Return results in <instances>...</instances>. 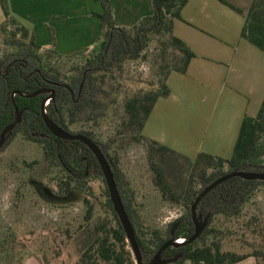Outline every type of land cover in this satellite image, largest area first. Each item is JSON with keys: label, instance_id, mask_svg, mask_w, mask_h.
<instances>
[{"label": "trees", "instance_id": "trees-1", "mask_svg": "<svg viewBox=\"0 0 264 264\" xmlns=\"http://www.w3.org/2000/svg\"><path fill=\"white\" fill-rule=\"evenodd\" d=\"M98 1L102 5V11L94 12L93 15L100 20L103 40L97 53L76 66L73 74L65 80L60 76V71L49 62L51 55H63L51 47L42 48L37 44L27 28L11 16L8 1L0 0L5 16V21L0 22V34H3V44L13 47L0 56V133L6 125L13 122L15 105L22 110L20 122L7 134L0 151L16 134L40 145L44 161L50 168L58 171L55 189L58 195L69 192L86 195L89 188L87 180L92 173L104 180L93 152L84 143L56 137L47 128L41 112V102L52 95L45 105L48 118L64 130L91 138L106 156L132 224L142 261L147 263L157 249L171 238V228L176 222L175 239L185 241L193 234L191 205L197 194L208 184L230 171L264 172V160L260 159L264 152L258 145L259 136L264 133V100L255 116L243 117L229 158L200 152L191 159L147 137L142 130L155 101L170 93L166 84L168 74L171 71L186 73L189 61L195 56L193 50L173 34V22L181 18L180 10L187 0H152V13L143 16L131 27L115 25L110 1ZM219 1L244 16L240 36L264 51V0H253L247 10L240 9L227 0ZM11 25L14 26L13 29L10 28ZM153 36H157L162 47L175 54L176 58L174 61L166 59V51L163 52L165 49L159 53L157 86L141 89L124 99V116L110 141L99 142L90 129L71 130L70 126L73 124L94 123L105 114L109 101H113L111 88L105 87L109 73L121 70L127 60L144 57V51ZM87 50L86 48L69 56L84 55ZM39 89L47 91L30 96ZM118 137H128L129 142L145 147L150 169L154 174V184L161 197L183 205L181 215L169 222L165 229L146 227L139 220L129 196L128 182L117 165V157L109 152L110 143ZM201 163L204 165L199 168ZM197 168L201 188L179 189L178 183L183 179L181 177L185 170ZM170 178H174V183ZM262 185L264 180H248L239 176L230 177L216 185L201 198L196 207L197 214L201 217L208 215V224L201 234L190 243L166 247L162 257L182 254L169 264H234L252 256L256 264H264V224L258 218L251 216L242 224L241 236L250 235L253 240L251 242L244 238L251 247V251L245 253L223 250L222 242L225 238H230L232 231L213 224L218 215L228 220L238 217L254 191ZM106 194V205L112 216L110 219L95 216L93 202L87 196L83 199V222L72 238L77 255L73 264H136L130 243L109 199L108 189ZM18 264H22V261Z\"/></svg>", "mask_w": 264, "mask_h": 264}, {"label": "crops", "instance_id": "crops-1", "mask_svg": "<svg viewBox=\"0 0 264 264\" xmlns=\"http://www.w3.org/2000/svg\"><path fill=\"white\" fill-rule=\"evenodd\" d=\"M11 16L42 48L63 56L94 47L102 26L98 0H7ZM115 25L131 27L152 13V0H109ZM247 10L253 0H227ZM173 34L195 53L186 73L171 71L169 95L159 97L143 134L194 158L231 157L245 115L264 100V51L240 36L244 16L219 0H187ZM26 257L22 264H39ZM42 264V263H41ZM186 264H192L187 262ZM234 264H256L249 256Z\"/></svg>", "mask_w": 264, "mask_h": 264}, {"label": "rangeland", "instance_id": "rangeland-1", "mask_svg": "<svg viewBox=\"0 0 264 264\" xmlns=\"http://www.w3.org/2000/svg\"><path fill=\"white\" fill-rule=\"evenodd\" d=\"M5 16L0 7V22ZM10 28H14L13 25ZM0 34V56L12 50L6 46ZM85 51L84 55H51L49 62L60 71L65 80L73 74L74 68L97 53L100 42ZM162 47L157 36H153L144 51V57L127 60L122 69L109 73L108 83L111 99L105 114L94 123L73 124L70 129H90L99 142H108L119 128L124 116V99L141 89L155 88L159 79L157 58ZM166 49L163 51L165 52ZM166 59L174 61L175 54L167 50ZM111 79V81H110ZM110 82V83H109ZM109 152L117 157V165L128 182L129 196L133 200L139 220L148 227L165 229L167 224L181 215L183 205L164 200L154 184L145 147L129 142L128 137L117 138L110 143ZM258 145L264 152V133L259 136ZM196 157V156H195ZM194 157V158H195ZM191 158V159H194ZM264 160V155L260 157ZM201 163L198 167L200 168ZM189 169V168H188ZM186 169L178 188L200 189L198 168ZM227 169V167H225ZM188 170V171H187ZM209 172V170H208ZM58 171L50 168L43 159L40 145L25 140L16 134L0 151V264H18L26 257H35L39 264H73L77 259L73 236L83 222L85 205L89 197L95 206V216H112L106 205V182L96 173L88 178V193L69 192L58 195L55 192ZM174 179V178H173ZM170 180L174 183V180ZM251 216L264 224V185L259 186L244 205L238 217L230 220L218 215L213 224L232 231L230 238L222 242V249L245 253L251 251L250 235L241 236L242 224ZM247 233V232H245ZM59 252V255H56ZM23 259V260H22Z\"/></svg>", "mask_w": 264, "mask_h": 264}, {"label": "water", "instance_id": "water-1", "mask_svg": "<svg viewBox=\"0 0 264 264\" xmlns=\"http://www.w3.org/2000/svg\"><path fill=\"white\" fill-rule=\"evenodd\" d=\"M47 91V89H39L30 94V96H35L38 93ZM52 95L45 97L42 102H41V112L43 116V120L47 126V128L50 130V132L61 139H66V140H79L82 143H84L94 154L101 171L103 173L104 180L107 185V189L109 192V199L112 203L113 209L115 213L118 216V219L123 227V230L126 234V238L128 242L130 243L131 250L135 256V261L136 264H169L171 262H174L178 257H180L182 254L178 253L173 257L170 258H163L162 257V252L163 250L168 247V246H180L184 245L187 243L192 242L195 240L203 231L204 227L208 224V215L201 217L199 214H197L196 207L198 202L201 200V198L208 193L212 188H214L216 185L219 183L225 181L226 179L233 177V176H239L244 179L252 180V179H259V180H264V172H247V171H242V170H237V171H230L222 176L216 178L214 181H212L210 184H208L205 188H203L199 194L195 197L194 202L191 205V216L192 220L194 222V232L193 234L185 241L181 240L178 241V239H175L174 237V231L175 228L178 225V222H176L172 228H171V238L167 240L164 244H162L155 254L152 256V258L147 262L143 263L142 261V255L139 249V245L137 243L135 233L132 227V224L129 220V217L127 215V212L124 208V205L121 201L115 179L112 173L111 166L106 158V156L103 154L102 150L99 148V146L89 137H87L84 134L81 133H71L67 130H64L61 128L59 125H57L55 122L50 120L48 116L46 115V110H45V105L48 103V99L51 98ZM15 118L13 122L10 124L6 125L3 130L0 133V149L2 145L5 142V139L7 137V134L11 132V130L14 128V126L20 122L21 120V115H22V110H19L17 106L15 105Z\"/></svg>", "mask_w": 264, "mask_h": 264}, {"label": "bare ground", "instance_id": "bare-ground-1", "mask_svg": "<svg viewBox=\"0 0 264 264\" xmlns=\"http://www.w3.org/2000/svg\"><path fill=\"white\" fill-rule=\"evenodd\" d=\"M183 240V239H182ZM178 241H181V239H178Z\"/></svg>", "mask_w": 264, "mask_h": 264}, {"label": "built area", "instance_id": "built-area-1", "mask_svg": "<svg viewBox=\"0 0 264 264\" xmlns=\"http://www.w3.org/2000/svg\"><path fill=\"white\" fill-rule=\"evenodd\" d=\"M182 240V239H181Z\"/></svg>", "mask_w": 264, "mask_h": 264}]
</instances>
